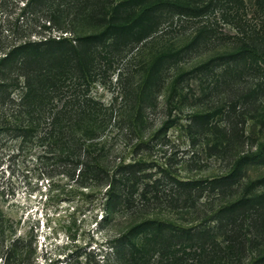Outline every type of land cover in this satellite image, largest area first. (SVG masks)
Returning a JSON list of instances; mask_svg holds the SVG:
<instances>
[{
  "label": "trees",
  "instance_id": "obj_1",
  "mask_svg": "<svg viewBox=\"0 0 264 264\" xmlns=\"http://www.w3.org/2000/svg\"><path fill=\"white\" fill-rule=\"evenodd\" d=\"M13 2L19 10L17 18L13 23L6 20L5 28H0V142L35 145L40 158L62 168L58 174L78 188H104V222L158 203L178 216L207 210L187 227L136 213V219L105 244L82 252L84 264H264V178L246 181V170L259 154L238 157L225 175L213 179L179 181L160 170L162 178L146 183L142 162L112 160L111 146L101 140L112 125L121 130L126 124L140 131L146 105L160 92L167 73L212 43L214 35L201 27L180 49L150 52L140 69L132 70V62L145 45L161 38L157 36L161 26L174 15L186 16L185 0ZM258 46L241 40L230 54L179 73L171 94L179 93L178 88L192 78H199L200 83L204 78V89L209 92L231 87L236 75L245 70L239 71L247 59L264 66V49ZM217 67H224L222 73L212 75ZM249 67L260 70L256 64ZM115 71H119L124 95L119 108L118 97L105 106L91 94L98 80ZM186 101L180 98L181 103ZM241 105L194 113L187 130L194 135L218 133L225 139L224 146L219 139L208 151L225 157L231 148L229 129L226 124L224 136L213 120L237 118L230 131L237 136ZM164 179L172 187L167 197L160 192ZM206 194L218 200L199 204ZM34 259L32 241L16 236L0 211V264H33Z\"/></svg>",
  "mask_w": 264,
  "mask_h": 264
},
{
  "label": "rangeland",
  "instance_id": "obj_2",
  "mask_svg": "<svg viewBox=\"0 0 264 264\" xmlns=\"http://www.w3.org/2000/svg\"><path fill=\"white\" fill-rule=\"evenodd\" d=\"M185 4L183 6L188 8L185 10L186 16L174 15L169 18L157 34L161 38L153 44L145 45L141 55H137L132 62V70H139L150 52L180 49L201 27L207 28L214 35L212 43L207 49L197 51L167 73L160 92L155 94L156 97L154 95L153 102L146 105L144 123L137 129L141 132L132 131L126 124L121 130L112 125L101 140L111 146L112 156L115 157L112 160L119 162L122 159L125 164L142 162L144 172L141 176H144L146 183L162 178L160 170L179 181L213 179L225 175L238 157H251L254 154H259V158L248 166L246 181L263 179L262 63L255 61L256 67H260L256 71L249 67H255V64H251L252 59H247L246 66L242 65L239 69L241 71L245 67V70L236 75L235 83L229 88L209 92L204 89L207 84L204 83V78L203 83H200L199 78L185 81L181 89L178 88L179 93L176 91L174 95L171 94L170 87L179 73L188 72L213 58L230 54L241 40L248 41L249 44L254 42L259 44L260 49H264V0H185ZM17 8L13 0H0L1 29L5 28L6 20L11 23L15 21L19 12ZM131 57L134 56L131 54ZM223 69L224 67H217L212 75L221 74ZM118 72L109 73L107 78L98 80L91 89L92 96L105 106H109L116 97V108L124 101ZM137 80L138 77L135 83ZM253 92L255 94L251 96ZM178 95L180 98L186 97V103H181ZM245 98L248 100L247 104L244 103ZM238 102L245 105L237 108L241 115L235 131L238 132L237 136L230 133L233 130L232 122L237 118L232 120L233 117H229L225 120L224 117H216L213 120V125H218L224 136V126L227 124L226 128L229 130L226 133L231 137L230 150L225 157L210 154L208 148L219 139L224 146L225 139L219 138L218 133H190L187 130L189 117L194 113L209 112ZM116 114L117 112L114 116ZM21 147L14 140L0 142V211L11 222L16 236L32 241L35 250L33 264H84L82 252L105 244L123 227L132 223L137 214L147 219L187 227L207 212L206 208H199L194 215L178 216L177 211L165 209L158 203L149 209L133 208L122 216H116L112 223L104 222V188H78L64 175L58 174L62 168H55L51 166V162L40 158L42 153L38 147ZM160 183L162 197H167L172 187L166 179ZM212 198L218 200L216 196L206 194L199 200V204ZM76 254H81V257L76 258ZM248 259L249 257L245 261Z\"/></svg>",
  "mask_w": 264,
  "mask_h": 264
}]
</instances>
